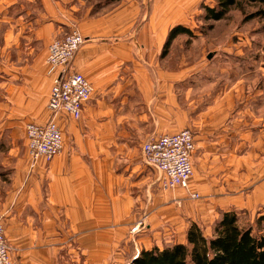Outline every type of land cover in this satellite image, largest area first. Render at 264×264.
<instances>
[{
    "label": "crops",
    "instance_id": "1",
    "mask_svg": "<svg viewBox=\"0 0 264 264\" xmlns=\"http://www.w3.org/2000/svg\"><path fill=\"white\" fill-rule=\"evenodd\" d=\"M69 1L0 0V10L9 11L0 12V23L7 24L8 42L22 32L28 35L29 30L33 35L27 38L45 47L31 64L10 69L2 63L0 95L5 99L2 107L7 119L0 132L16 135L14 118L33 123L50 119L53 73L45 60L46 47L62 36L53 23L57 18L53 7ZM37 4L50 7L53 16L46 21L38 16L27 20L26 7ZM196 4L197 0H119L89 15L82 30L87 41L73 68L90 81L94 92L81 119L66 115L59 119L65 135L63 152L49 163L41 159L32 166L26 136L25 141L22 136L23 148L0 145V220L9 244L17 251L15 264H55L59 247L71 245L69 240L75 237L87 245L119 243L140 214L144 218L132 235L134 254L128 263L132 264L146 246L142 233L153 229L155 213L162 215V222L186 217L180 209L169 216L170 195L161 188L160 177L144 165L141 147L150 138L186 128V101L192 89L186 92L185 84L189 85L197 70L192 73L181 64L170 70L169 62L159 57L168 32L185 21L187 9ZM212 112V106L205 112L197 110L200 135L210 134ZM234 160L239 159L233 156ZM200 182L197 179V187ZM184 191L180 189L178 195ZM173 201L180 200L174 196ZM215 205L208 207L209 213H214ZM90 230L97 235L80 236ZM186 237L187 230L177 242L186 243ZM155 245L163 249L173 243L164 245L159 240Z\"/></svg>",
    "mask_w": 264,
    "mask_h": 264
},
{
    "label": "rangeland",
    "instance_id": "2",
    "mask_svg": "<svg viewBox=\"0 0 264 264\" xmlns=\"http://www.w3.org/2000/svg\"><path fill=\"white\" fill-rule=\"evenodd\" d=\"M118 1L71 0L53 7L57 17L53 23L62 30V36L53 38L48 43L45 60L50 45L64 40L73 32L83 36V26L88 22L89 15L94 16ZM204 5L212 6V0H197L195 6H190L186 11V20L177 23L168 32L164 45L169 34L178 26L189 28L195 37L177 36L168 54L159 57V60L169 62L170 70H177L180 64L189 68L192 73L197 70V74L191 75L189 85L185 84L186 92L192 89L190 91L192 95L190 100L186 101L188 115L186 128L183 129L190 130L195 138L192 157L194 177L188 188L166 189L159 181L163 191L170 195L169 216L178 209L187 214L186 217L181 216L180 220L179 217H175V221L162 222V215H157L155 209L154 217L151 219L153 229H146L142 233L141 240L146 242V246H143L141 251L157 247L155 244L159 240L164 245L166 242L177 244L192 223L198 224L206 236H211L213 225L228 211L237 214L241 227L250 228L257 237H264V222H259V218L264 216V6L242 1L225 19L206 21ZM26 9L27 20H32L35 16L47 20L52 15L50 7L45 4L28 5ZM0 12L9 11L3 8ZM256 13L261 14L255 16ZM140 24L141 22L135 29L139 28ZM6 26V23L3 25L0 23V66L3 63L10 69H17L21 64L35 62L45 47L40 43H34V39L27 38L33 35L29 30L26 31L28 35L22 32L19 38H10L8 42L5 36ZM13 28L18 35V27L14 25ZM83 38L86 43L87 39L84 36ZM3 101L5 99L0 95V125L7 119V113L2 107V104H5ZM12 106L10 111L14 108ZM208 106L213 108L211 113L215 116L213 125L211 128L208 127L211 129L210 134L200 135L197 131L199 130L196 122L197 110L202 108L205 112ZM33 122L34 120L28 119L21 122L14 118L11 123H15L17 134L1 131L0 145L4 144L6 149V145L12 143L9 147L15 145L23 148L22 136L25 141L27 125ZM232 149L234 154L231 152ZM233 156L239 160L232 162ZM141 158L143 160L142 153ZM144 165L148 168L145 162ZM154 172L159 178V174ZM197 179L202 181L198 187ZM180 189H185L183 195H178ZM191 193H198V200L192 199ZM174 196L180 201H173ZM215 203L214 213H209L211 210L208 207ZM173 204L176 207H173ZM143 216L137 215V222L127 231L126 238L121 239L119 243L114 241V244L109 245H87L85 241L82 242L81 237L78 240L77 237L69 240L71 245L64 244L65 241L64 245L59 247L55 264H128L134 254L132 235L143 224L141 220ZM93 233L94 230H90L80 236H93ZM135 238L138 239L140 236ZM90 241L94 242L93 239ZM10 247L11 258L15 264L13 254L17 251L14 246Z\"/></svg>",
    "mask_w": 264,
    "mask_h": 264
},
{
    "label": "built area",
    "instance_id": "3",
    "mask_svg": "<svg viewBox=\"0 0 264 264\" xmlns=\"http://www.w3.org/2000/svg\"><path fill=\"white\" fill-rule=\"evenodd\" d=\"M85 43L78 32L49 47L47 65L53 73L52 88L48 100L50 119L45 123H31L26 128L27 152L32 166L41 159L51 162L64 150V135L59 119L68 116L81 119L83 110L90 102L94 87L81 73L72 68L77 52ZM195 138L188 130L164 134L147 140L142 145L144 162L159 174V181L166 189L188 188L193 177L192 157ZM198 200V193H191ZM12 248L6 238V229L0 220V264H13Z\"/></svg>",
    "mask_w": 264,
    "mask_h": 264
},
{
    "label": "trees",
    "instance_id": "4",
    "mask_svg": "<svg viewBox=\"0 0 264 264\" xmlns=\"http://www.w3.org/2000/svg\"><path fill=\"white\" fill-rule=\"evenodd\" d=\"M242 1L264 6V0H212V6H203L204 18L221 21ZM179 35L195 37L189 28L176 27L169 34L162 57L168 54L173 40ZM259 222H264V216ZM132 264H264V237H257L250 228L241 227L237 214L228 211L213 225L211 236H206L198 224L192 223L186 243L143 250Z\"/></svg>",
    "mask_w": 264,
    "mask_h": 264
}]
</instances>
